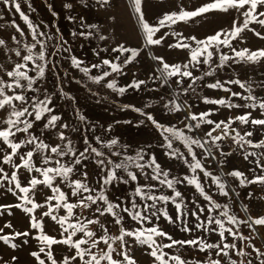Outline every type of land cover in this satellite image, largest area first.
<instances>
[{
    "label": "rangeland",
    "instance_id": "1",
    "mask_svg": "<svg viewBox=\"0 0 264 264\" xmlns=\"http://www.w3.org/2000/svg\"><path fill=\"white\" fill-rule=\"evenodd\" d=\"M15 2L20 4L21 12L29 17V20L37 30L45 34L38 37L46 45L44 51L48 64L45 77L33 85L34 88H40L39 92L27 91L24 94L30 98L39 97L43 99L44 92L47 91L52 96V104L49 107H52L54 111L51 114L61 117V120L57 121V127L44 129L43 125L47 122L46 118L49 115L46 114L45 118L35 122L33 128L30 129L33 134L40 136L44 139L45 143L51 146L60 145L64 147L70 140L78 154L80 151H83L86 146L85 139H87L88 144L104 152L107 157L116 162H119L125 156L134 157L138 151L143 150L145 154L144 160L146 161L155 156L162 168L170 172V178L172 176L183 177L186 174L190 175L187 165L182 160L169 159L165 154L166 149L163 147L164 140L160 132L145 116L130 108H125V105H134L137 108H141L142 111L150 113L158 122L165 126L175 125L189 136H202L205 131L211 128L209 125H202L200 129L188 132L184 125L186 123H195L186 119L189 111L196 114L211 111L213 114L208 118L216 122L221 120L227 122L230 117L234 118L246 112L252 113L251 118L264 119L258 108H227L203 102L204 97L210 99H229L231 97L230 92H225L223 89H209L206 85L214 83L216 80H220L223 83L230 78L247 82L248 85H251L254 95L264 97V59L259 63L241 61L240 58L235 57V53L228 46L220 45L218 49L215 47L208 49V51L213 52V68L220 63L219 57L221 55L233 57L237 61L235 63L232 61L226 62L224 67L216 69L213 76H204V72L209 70L208 64L201 62L196 67L189 65L188 70L193 73V76L203 77V79L198 80L194 85L195 92L189 90L185 93L183 91L184 88H187L192 83L188 77H184L183 83L179 86L175 83L177 79H180L179 77L169 79L167 84L158 79H150V77L159 75L155 71L158 61L154 57H163L165 62L169 64H180L183 66L189 63L191 59L189 49L170 47L169 45H175L182 40L183 43H187L192 48H195L196 41L191 40L190 37L194 36L197 40H205L209 35H213L216 32H230L232 20L237 17V14L231 9L229 12L213 11L201 17H194L187 22H178L175 25L163 27L154 36L155 39L163 35L164 39L161 44L146 46L144 44V34L140 30L137 19L138 14L133 8L132 0H108V3L104 5L99 3V0H15ZM203 3H205V0H141V11L150 24L156 25L158 20L165 14H170L178 9L194 10L196 6H200ZM66 4H71L72 7L66 8ZM69 17H72V19ZM239 20L242 21L243 17L240 16ZM17 26L24 32V35H20L17 31ZM249 28L259 31L264 36V27L255 22L250 23ZM81 32H84L85 35L81 36ZM73 33H76V35H73ZM88 33H91V35H88ZM174 33H180V35L177 36ZM13 36L16 37L15 40L12 39ZM101 36L105 37V39H100ZM48 37H51V39H48ZM0 39L5 41L3 45H0V80L11 83L10 78L7 76V71L14 70L17 63H27L29 68L34 67L32 62L23 61L22 56H17L16 52L19 51L22 55H28L27 49L35 41L32 39L31 29L23 20L20 13L16 12L14 5L5 6L2 0H0ZM221 39H224L223 35ZM121 44L140 50L136 60L124 67L123 74L112 73L104 81L95 83L89 79V76L100 75L104 70L111 72V69L107 68V66L102 69H92L89 75L85 76L84 73L71 64V56H75L83 62L81 67H91L92 64L100 63L103 59H111L115 63H120V61L115 60V57L120 55V53L114 52L112 49ZM231 44L237 51L244 47H247L250 51L264 49V39L247 29L236 39H232ZM58 48L59 51H57ZM65 48L69 49V51H64ZM40 50V46L37 44L35 48H32V55L35 57ZM127 55L129 53H124V56ZM204 58L202 56L200 60L203 61ZM122 59L123 56H121ZM21 70L23 71L24 69ZM28 74L35 77V72L29 71ZM133 79L145 80L146 84L141 85L139 89L127 87ZM112 80H116L117 87H125L126 91L120 94L107 88L106 83ZM21 83H26V81H21ZM225 88H230L233 92H241L243 95H248V92L236 84H225ZM15 91L19 92L20 90L16 89ZM65 93L67 94V98L64 95ZM177 93L179 94L178 98H176ZM6 94H13V90L6 89ZM174 98L176 99V103L183 105L187 102L191 107H182L179 112H169L164 107V104ZM231 99L234 103H245V101L236 97H231ZM16 103L19 104V102ZM77 112L85 116L86 121L82 122L78 118ZM6 116L7 111L0 110V128L7 127L3 123V119ZM28 119L31 120L33 117H28ZM129 121L131 123H128ZM63 124H67L68 127H61ZM232 127L236 128L241 134H243L245 129L253 131V136L247 139H251L254 144L259 143L260 140H264V133L261 131L264 126L253 128L251 124L242 125L237 121ZM60 132H63L66 137L63 141L59 138ZM24 135L23 133H17L15 138L10 137V139L19 141L24 138ZM97 138H100L104 144L110 142L112 139H117L118 144L109 150L107 147H103ZM173 146L179 148L181 152L187 153V149L180 141L174 142ZM31 149V145H25L18 151L26 152ZM246 149L248 152L256 153L257 155L249 156L245 160L243 158V151L238 150V146L234 145L230 138L222 142L220 150H213L216 155V159L214 160L211 158L203 160L199 155L203 150L194 148L198 154L197 158L202 159L207 170L214 175L239 170L251 179L254 175L261 174L260 169L256 167V161L260 159L264 163V155H260L264 154V148L246 146ZM10 151L11 149L0 140V168L4 170V172L0 173V206H10L0 207V229H3L0 232V236H9L8 244L0 240V264H13L12 257L17 258L14 264H38V261L30 253L34 251L38 252L41 247H45V251H48L46 244L42 243L38 237L47 235L55 239H63L60 235L62 231L60 224L53 220L51 216H45L44 213L49 210L50 205L53 208L52 215L58 218L67 216V210L63 207L56 209L55 205L58 201L55 199L47 203L45 202L47 196L53 195L50 188L45 187L43 184L37 185L34 189L31 187L29 180L32 177L41 180L43 177L35 171L29 172L24 167H14V164H22L18 155L13 157V163L11 164H4L2 162L4 153ZM220 151L231 152V155L225 158L220 155ZM113 152H118L120 155L114 156L112 155ZM48 154L52 155V163L44 165L41 154L34 153L32 158L33 164L36 167H55L57 159H60L61 163H67L71 159V157L67 156L60 158L55 154ZM188 159H191V157H188ZM225 160L226 162L221 164V161ZM84 163L87 164L90 187L99 191L98 181L103 173L100 172L94 161L89 160L84 161ZM253 169H255V172H253ZM130 170L137 174V181H129L127 183L123 181L114 182L113 185L108 187L106 192L108 199L113 203H119L121 208H130L132 201H135L141 206V211L143 212V205L151 204V201H142L135 195V188L138 184L154 185L153 191L156 195L172 194L170 189L159 185L157 181L146 180L140 174L139 169L132 167ZM145 171L149 173V176L151 175L150 169H145ZM13 172H16L22 187H29L30 191L28 195L32 201L42 205V207H37L28 213L23 210L24 207L31 208L32 205L25 203L22 199L24 193H21L15 187L16 182H9ZM5 173L8 179H3ZM119 175L127 179V173L120 171ZM72 178L82 177L79 172H76ZM200 179L205 186L206 192L216 202L229 206L230 214H235L242 220L249 217L254 219L264 216V185L247 184L241 186L237 179L224 175L229 191V196L225 197L219 194L216 186L212 184L211 178H205L203 173H200ZM56 185H59L60 190L66 193L69 202H76L77 197L71 196V190L67 184L61 182L59 177L53 181V186ZM232 189H235V191H232ZM177 190L181 191L187 209V214L183 218L184 223L192 227L194 231L191 233L182 231L184 223L181 221L169 224L162 216L159 219L156 216H152V212H156L157 208H164L175 219L176 210L171 202L167 205L158 203L156 208L149 210L146 214L150 217V220L145 221L143 227L148 228L153 225H159L162 230L178 240L203 235L207 237L209 242H218L220 238L217 234L195 230L197 220L192 213L198 211L199 207H204L205 212L200 214L201 220H205L208 215V204L204 198L193 186L187 183L177 185ZM17 205H20V207H17ZM79 212L80 209H74V213ZM217 214L218 212L212 213L214 216ZM85 215L90 219H96L98 216V214L93 213L91 210H85ZM121 215L124 217L123 225L126 229L131 230L141 226L137 221L132 220L127 213L121 212ZM83 218L81 217V219ZM34 219L41 223V228L32 227ZM100 220L110 230V235L118 234L119 226L114 224L111 216L106 214L104 217H100ZM74 222V219L70 218L66 221L65 227L67 223ZM8 224L11 227H5ZM89 228L94 230L98 236L101 234L99 225H89ZM239 231L245 236L250 235L251 240L245 242L235 241L237 248H243L245 252L252 253L247 259L252 260L253 264H260V260L256 258L255 253L252 252V248L255 246L264 251V225H254L252 228H249L247 225L241 224ZM17 232H28V236H15L14 234ZM64 235L66 236L67 233ZM82 235V233L77 232L73 240L79 239ZM225 235L227 237L226 242L231 243L232 237L228 236L227 233ZM125 239L128 241L126 250L135 260L136 264H154V258L149 255L151 250L147 245L136 243L130 237H125ZM156 239L158 243L169 242L160 237ZM118 243L114 244L113 247H117ZM12 244H15L17 247L13 249L11 247ZM245 244L248 247H245ZM82 247L85 246L82 245ZM100 247L106 250V245L101 244ZM51 251L57 264H62L65 256L75 253V249L59 243L53 244ZM96 251L97 249H93V252ZM117 251H120L118 247ZM164 251L172 255H180L183 259L188 260L189 264H197L198 261L203 264L209 256L213 259H220L215 256L214 250L205 253L189 246L164 249ZM230 255L238 262L245 261L246 259L244 256H236L235 252H231ZM40 258L45 259L46 264H51V261L47 260L43 253L40 254ZM117 258H119L117 253H113V259ZM72 264H79L78 258L76 261H72ZM101 264H107V262L102 261ZM222 264H228L227 258L222 259Z\"/></svg>",
    "mask_w": 264,
    "mask_h": 264
},
{
    "label": "snow or ice",
    "instance_id": "2",
    "mask_svg": "<svg viewBox=\"0 0 264 264\" xmlns=\"http://www.w3.org/2000/svg\"><path fill=\"white\" fill-rule=\"evenodd\" d=\"M5 6L13 4L16 12L20 13L23 20L27 23L28 27L31 29L32 39L35 41L30 47H28V55H22L21 52H16L17 56H22L23 61L32 62L34 67L29 68L27 63H17L14 70L7 71V76L10 78L11 83H6L4 80H0V110H6L7 116L3 119V123L7 127L0 128V140L3 141L4 145H7L11 149L10 152H5L3 155L2 162L4 164L13 163V157L18 155L22 164L13 165L14 167H24L29 172L35 171L39 173L43 179H38L32 177L29 180V184L34 189L37 185L43 184L45 187L52 190L53 195L46 197V203L53 199L57 200L55 205L56 209L63 207L67 210V216L56 217L52 215L53 208L50 205L49 210L44 213L45 216H51V218L61 226L60 235L63 239H55L47 235H42L38 237L42 243L46 244L48 251H45V247H41L38 252H32V255L37 261L38 264H46L45 259L40 258V254L43 253L47 260L51 261V264H57L56 260L53 258L51 246L53 244H64L71 249H75V253L70 256H65L63 258L62 264H72V261H76L78 258L79 264H101L102 261H106L107 264H136L135 260L129 255V252L126 250L128 241L125 237H130L134 242L147 245L151 250L149 255L154 258V264H189V261L183 259L180 255H172L168 252H165L164 249H172L178 247H193L200 252L209 253L211 250H214L216 257L220 259H213L211 256L203 262V264H222V259L227 258L228 264H253L252 260L247 259L248 256L252 253L245 252L243 248H237L235 241L239 240L241 242L251 240V236H245L239 231L241 224L247 225L249 228H252L254 225H264V216L248 219H239L235 214H230V208L227 204H220L213 199V197L206 192L204 184L201 182L200 173H203L205 178H211L212 184H214L222 196H229L228 184L224 179V175L231 176L239 181L241 186L247 184H261L264 185V163L260 159L256 161V167L260 169L261 174L254 175L253 178L249 179L245 174L239 170H232L228 173H222L221 175H214L212 172L208 171L205 167L203 160L208 158L216 159L214 154V149L220 150L222 142L230 138L232 143L238 146V150H242L244 155L243 158L247 160L249 156L257 155L256 153H250L247 151L246 146L253 148H264V140H260L259 143H253L251 139H247L253 136V131L245 129L243 134L237 131L236 128L232 127L237 121L242 125L251 124L253 128L256 126H264V119L262 118H251L252 113L246 112L242 115L235 116L234 118H229L227 122L221 120L216 122L212 119H209L213 113L211 111L200 112L199 114L189 113L186 116V119L189 121H194L195 123H186L184 127L188 132H194L197 129H200L202 125L211 126L210 130H207L203 133L202 136H189L185 132L175 125L165 126L164 124L158 122L150 113L142 111L141 108H137L134 105H125V108H130L131 110L140 113L148 121H151L152 125L160 132V135L163 137L164 144L163 147L166 149V155L169 159L182 160L184 164L187 165V168L190 172V175H184L183 177L172 176L170 178V172L162 168L161 164L157 162L155 156H152L148 160H144L143 150L138 151L136 155L125 156L119 162L113 161L111 158L107 157L104 152L100 151L96 147H92L88 144L87 139H85V147L83 151H80L78 154L75 148L72 146L71 141L61 147L60 145L51 146L48 143H45L44 139L40 136L33 134L30 129L33 128L35 122L40 121L42 118H45L47 115V122L43 125L44 129H52L57 127V121L61 120V117L53 113L54 109L49 107L52 104V96L44 92V98L40 99L39 97H28L24 93L27 91L39 92L40 88H34L33 85L37 83L38 80H43L45 77V71L48 64V61L45 57L46 45L38 39L39 36H44L45 34L39 32L37 28L29 20V17L21 12L20 4L16 3L15 0H2ZM99 3L102 5L107 4L108 0H99ZM132 5L135 12L138 14L137 19L139 21L140 30L144 34V44L146 46L159 45L164 39L163 35L159 38H155L156 34L160 31L161 28L175 25L178 22H187L194 17H201L202 15L208 14L213 11L220 12H229L233 10L237 17L232 20L230 32H216L213 35H209L205 40H197L196 37H190L191 40L196 41V47L192 48L191 45L183 43L182 40L177 42L175 45H169L170 47L184 48L189 49L191 53V59L189 63L181 66L180 64H169L165 62L163 57H154L158 61V65L155 69L159 73L158 76L150 77V79H158L164 84H167L169 79L173 77H179L175 83L179 86L183 83V78L188 77L191 79L192 83L188 85L187 88H184L183 91L187 93L189 90L195 92L194 85L198 80L203 79L200 76H193V73L189 71V65L196 67L199 64L204 63L209 65V70L204 72V76H213L216 72V69L224 67L225 63L228 61L237 62L233 57L227 55H221L219 57L220 63L216 65L215 68L212 67V56L213 52L208 51L209 48L215 47L219 48L220 45H225L231 48L235 53V57L240 58L241 61H247L251 63H259L264 59V49H258L255 51H250L247 47L242 48L237 51L235 47L232 46L231 40L236 39L243 33L246 29L253 31L255 35L264 39V36L261 35L259 31L255 29H250L249 24L255 22L256 24L264 27V0H205L200 6H196L194 10H183L178 9L175 12L170 14H165L160 18L156 25L150 24L144 17V14L141 11V0H132ZM247 6V7H246ZM66 8H71V4H66ZM55 14V13H54ZM242 16L243 20H239V17ZM72 19V17H69ZM17 31L20 35H24V32L19 29L17 26ZM76 35V33H73ZM81 36H84L85 33L81 32ZM91 35V33H88ZM174 35L179 36L180 33H174ZM224 36V39H221V36ZM13 40L16 39L15 36L12 37ZM51 39V37H48ZM100 39H105L101 36ZM239 42V41H238ZM5 41L0 39V45H3ZM39 44L40 51L34 57L32 55V48H35ZM59 51V48L57 49ZM64 51H69L65 48ZM112 51L120 53V55L115 57V60L120 61V63H115L111 59H103L100 63L92 64L91 67H81L82 61H80L75 56H71V64L73 67L79 69L85 76H88L92 69H102L105 66L111 69V72L104 70L100 75L89 76V79L93 80L95 83H100L104 79L110 76L112 73L123 74V69L125 66L132 64L139 55V49L129 48L121 44L116 48H113ZM124 53H129V55L124 56ZM55 55V53H53ZM121 56L123 59L121 60ZM205 57L203 61L200 60V57ZM21 69H24L23 71ZM35 72V77L29 76L28 72ZM21 81H26V83H21ZM146 84L145 80L133 79L131 83L127 86L130 88L139 89L141 85ZM225 84H236L241 89H244L248 92V95H243L241 92H233L230 88H225ZM107 88L117 91L120 94H123L126 91L125 87H117L116 80L108 81L106 83ZM209 89H223L225 92H230L231 97L239 98L240 100L245 101L243 104L234 103L231 99H210L208 97L203 98L205 104H214L220 105L227 108H250V109H259L260 114L264 116V97H258L253 94L251 85H248L247 82H242L239 79H228L223 83L220 80H216L214 83H208L206 85ZM6 89L13 90V94H6ZM19 89V92L15 90ZM67 98V94H64ZM179 94L177 93L178 98ZM16 102H19L17 104ZM164 107L169 112H179L182 107L190 108L191 106L185 102L183 105L176 103V99L169 100L164 104ZM78 118L83 122L86 121V117L77 112ZM28 117H33V119H28ZM251 118V119H250ZM128 123H131L129 121ZM143 123V121H141ZM63 128H67V124L61 125ZM264 133V128L261 129ZM17 133H23L24 138L17 141L16 139H10V137L15 138ZM214 133H217L214 135ZM234 133V135H233ZM59 138L61 141L65 140L63 132L59 133ZM98 142L102 144L103 147H107L111 150L114 146L118 144L117 139H112L110 142L104 144L100 138H97ZM180 141L184 147L187 149V153L181 152L179 148L174 147V142ZM25 145H31L32 149L26 152H19L22 147ZM194 148L202 149L203 151L199 155L203 158H197V152ZM34 153H40L42 163L44 165H49L52 163V155L48 153L55 154L56 156L71 157L67 163H61L60 159L55 161V167H36L32 158ZM112 155L119 156L118 152H113ZM220 155L223 157H228L231 155V152L220 151ZM264 155V154H260ZM191 157V159H188ZM92 160L96 166L100 169V172L103 175L99 178V191L95 188L90 187L88 183V171L87 164L84 161ZM143 161V162H142ZM221 161V164L225 163ZM135 167L140 170V174L144 178L157 181L159 185L167 187L171 190V195H156L153 191L154 185L151 184H138L135 188V195L140 198L142 201H151V204L143 205V212L141 211V206L138 205L135 201H132L131 207H123L119 203H113L108 199L106 195L107 189L109 186L113 185L114 182L123 181L127 183L129 181H137L138 176L130 170V168ZM145 169L151 170V175L145 171ZM123 171L127 173V179H124L123 176L119 175V172ZM4 172L0 168V173ZM79 172L82 178L73 179V175ZM255 172V169H253ZM59 177L61 182L67 184L71 190V196L77 197L75 203L69 202L68 196L65 192L60 190L59 185L53 186V181ZM3 179H8L7 174L5 173ZM15 181V187L19 189L21 193H24L22 199L25 203L31 204V208L24 207L23 210L28 213L32 212L37 207H42V205L34 203L29 197L28 193L30 191L29 187H22L16 172L11 174V179L9 182ZM181 183H187L190 186H193L194 189L204 198L207 202V212L208 215L205 220H201L200 214L205 212L204 207H199L198 211L193 212L192 215L196 218L197 223L195 225V230H202L205 233H215L219 236L218 242H209L206 236H196L190 239H174L169 233L162 230L159 225H153L152 227L145 228L143 223L149 221L150 217L146 214L149 210L156 208L158 203L167 205L171 202L176 210V218L173 219L170 216L166 209L157 208L156 212H152V216H156L159 219L161 216L169 223L174 224L177 221L184 223L183 218L187 214V209L184 203V198L181 191L177 190V185ZM11 191V189H9ZM235 191V189H232ZM62 202V203H61ZM0 207H10V206H0ZM20 207V205H17ZM74 209H80L79 213H74ZM85 210H91L93 213L98 214L96 219H90L85 215ZM121 212L127 213L132 220L137 221L141 226L134 229H126L123 225L124 217L121 215ZM213 212H218L217 215H212ZM109 215L113 218L114 224L118 225V234L110 235L109 229L105 224L100 220V217ZM81 217H84L81 219ZM70 218L74 219V223H67L66 221ZM89 225H99L101 229V234L98 236L97 233L89 228ZM226 225H228L226 227ZM5 227H11L10 224L5 225ZM33 228H41V223L34 219L32 223ZM184 232L191 233L194 229L184 223V227L181 229ZM3 229H0L2 232ZM77 232L82 233L83 235L76 240H73V237ZM67 233L65 236L64 234ZM232 237V242L228 243L227 237ZM15 236H28V232H17ZM157 237L166 239L168 243L157 242ZM0 240H3L5 244L9 243V236L2 235ZM117 247L120 251H117V247H113L114 244H117ZM27 243V241H25ZM106 245L105 248L100 247V245ZM84 245L85 247H82ZM11 247L15 249L17 246L12 244ZM245 247H248L245 244ZM93 249H97L96 252H93ZM231 252H235L236 256H244L245 261L238 262L233 259L230 255ZM252 252L255 253L257 259L260 260V264H264V251L260 248L253 246ZM113 253H117L119 258L113 259ZM122 258V259H121ZM17 258L12 257L13 264ZM197 264H202V262H197Z\"/></svg>",
    "mask_w": 264,
    "mask_h": 264
}]
</instances>
